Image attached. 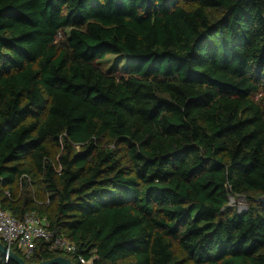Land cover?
I'll use <instances>...</instances> for the list:
<instances>
[{
  "label": "trees",
  "instance_id": "16d2710c",
  "mask_svg": "<svg viewBox=\"0 0 264 264\" xmlns=\"http://www.w3.org/2000/svg\"><path fill=\"white\" fill-rule=\"evenodd\" d=\"M0 204L93 264H264V0H0Z\"/></svg>",
  "mask_w": 264,
  "mask_h": 264
},
{
  "label": "built area",
  "instance_id": "2783aa9c",
  "mask_svg": "<svg viewBox=\"0 0 264 264\" xmlns=\"http://www.w3.org/2000/svg\"><path fill=\"white\" fill-rule=\"evenodd\" d=\"M7 194L9 193L7 192ZM0 239L10 249L11 246H16L27 257L35 252L38 241L43 240L50 243L52 249L75 255L78 264H93L95 258L87 259L78 252V246L74 242L63 235H54L50 230V222L47 217L30 212L25 214L22 220H19L10 211L2 208L1 204ZM5 260L7 262L8 257H5Z\"/></svg>",
  "mask_w": 264,
  "mask_h": 264
},
{
  "label": "rangeland",
  "instance_id": "374dc122",
  "mask_svg": "<svg viewBox=\"0 0 264 264\" xmlns=\"http://www.w3.org/2000/svg\"><path fill=\"white\" fill-rule=\"evenodd\" d=\"M99 62L105 69H112L115 68L116 66L119 67L121 70H127L131 69L135 65V62H129L127 58L125 57H120L118 55L114 54H108L106 55L103 59H100ZM76 148H79L78 145L75 146ZM61 147L54 146L52 151H53V156L57 157ZM35 179H31L29 181L30 183V194L31 196L38 201L45 200L46 199V194L41 190L40 186H37L35 184ZM230 206H236L241 209H244L248 206L247 198L244 196L241 197H230Z\"/></svg>",
  "mask_w": 264,
  "mask_h": 264
},
{
  "label": "water",
  "instance_id": "95a60500",
  "mask_svg": "<svg viewBox=\"0 0 264 264\" xmlns=\"http://www.w3.org/2000/svg\"><path fill=\"white\" fill-rule=\"evenodd\" d=\"M0 253L4 257H8L15 264H74L72 260L65 256H56L51 259L42 260L40 262L30 263L27 262L23 257L14 253L7 245H4L0 241Z\"/></svg>",
  "mask_w": 264,
  "mask_h": 264
}]
</instances>
